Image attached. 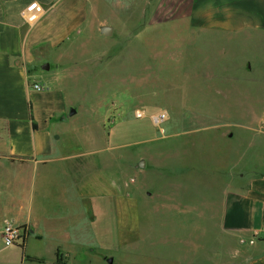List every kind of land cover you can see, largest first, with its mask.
I'll use <instances>...</instances> for the list:
<instances>
[{
    "label": "crops",
    "instance_id": "crops-1",
    "mask_svg": "<svg viewBox=\"0 0 264 264\" xmlns=\"http://www.w3.org/2000/svg\"><path fill=\"white\" fill-rule=\"evenodd\" d=\"M159 1L151 21L163 6L158 23L184 28L178 44L190 37L216 41L224 61L197 68L216 95L204 116L221 120L217 135L240 139L216 163L226 164L229 175H215L224 184L206 210L194 173L180 179L186 185L179 194L163 195V211L185 203L192 209L191 221L178 222L175 235L163 233V264H264V0ZM33 4L38 17L28 22L22 12ZM124 6L115 0H0V264L160 258L147 254L144 260L138 249L139 206L152 195L132 175L143 160L135 149L146 150L128 139L130 129L104 104L96 82L101 61L122 50L112 51L117 38L128 36L121 47L134 38L119 30V22L133 19L123 17ZM110 12L111 20L102 18ZM105 26L112 35L101 31ZM94 31L96 46L75 44ZM35 82L48 87L35 89ZM115 215L114 241L108 220ZM8 223L27 230L20 245L4 243Z\"/></svg>",
    "mask_w": 264,
    "mask_h": 264
},
{
    "label": "rangeland",
    "instance_id": "rangeland-1",
    "mask_svg": "<svg viewBox=\"0 0 264 264\" xmlns=\"http://www.w3.org/2000/svg\"><path fill=\"white\" fill-rule=\"evenodd\" d=\"M115 1H124L125 6L121 9L123 17L127 19L128 14L133 17L130 21L119 22V30H128L134 38L123 47L121 46L128 41V36L121 34L117 38L120 43L112 51L122 50L118 57L101 61L96 72L99 74L96 82L104 94V104L109 105L114 110L113 115L121 118V124L130 129L128 139L136 140L135 146L146 150L142 152L135 149L136 152H141L140 159H144L146 165L137 167V173L132 175L134 182L138 186L142 185V189L152 195L149 203L146 202L147 205L139 206L141 240L138 242V249L144 260L148 259L144 256L147 254L160 255V258H152V263L145 264H163V233L172 232L175 235L178 222L187 223L192 215V209H187L190 204L186 203L182 209L174 205L163 211V195L179 194L182 186L186 185V181L180 179L194 173L200 176L197 183L200 207L206 210L208 200L224 184L223 181H214L215 175H229L226 164L216 163L231 145L237 146L240 139L236 135L231 139L217 135L214 126L221 120L204 116L208 112L203 109L206 111L210 108L211 100L216 95L213 96L209 81L204 82V76H199L197 68L203 63L224 61L223 55L216 50V41L215 45L203 37H190L178 44L177 36L184 35V28H177L176 23L170 26L158 23L160 18L163 20V6L162 13L159 10L156 14L152 12L151 21L150 10L154 11L159 0ZM172 12H175L174 9ZM101 16L103 19H112L111 12L101 13ZM75 44L78 47L96 46L95 31L91 39ZM112 51H108L109 55H112ZM209 56L210 60L206 62ZM136 107L139 108L138 116L135 115ZM162 111L166 116L157 125L154 116ZM222 131H226L225 128ZM149 136L152 139L147 141ZM113 141L117 142L115 138ZM208 177H211L210 181ZM189 190L190 187L186 186L182 192L186 195ZM184 209L188 213H184ZM135 211L137 212L134 209L132 214ZM111 223L113 229L109 233L115 241L116 215L112 221L111 218L108 220V224ZM181 230L186 231L183 227ZM139 234L140 232L137 236ZM99 248L97 254L100 256L104 247L100 245ZM101 263L103 264L101 260H96V264Z\"/></svg>",
    "mask_w": 264,
    "mask_h": 264
},
{
    "label": "built area",
    "instance_id": "built-area-1",
    "mask_svg": "<svg viewBox=\"0 0 264 264\" xmlns=\"http://www.w3.org/2000/svg\"><path fill=\"white\" fill-rule=\"evenodd\" d=\"M23 16L28 22H33L38 17V12L36 11V5H30L22 12ZM35 89H45L48 86L43 83L35 82L33 84ZM164 115V116H163ZM166 116L165 112H159L154 116L155 121L158 119L159 123L163 121V118ZM27 234V230L22 226H17L12 223H8L2 229V239L6 245L15 246L20 245L24 241V237Z\"/></svg>",
    "mask_w": 264,
    "mask_h": 264
},
{
    "label": "water",
    "instance_id": "water-1",
    "mask_svg": "<svg viewBox=\"0 0 264 264\" xmlns=\"http://www.w3.org/2000/svg\"><path fill=\"white\" fill-rule=\"evenodd\" d=\"M101 31L104 33V34H107V35H112L113 33V29L111 26H105L101 29ZM47 67H49V65H47ZM146 165V161L143 159L141 160V162L139 163V166L141 167H144Z\"/></svg>",
    "mask_w": 264,
    "mask_h": 264
},
{
    "label": "bare ground",
    "instance_id": "bare-ground-1",
    "mask_svg": "<svg viewBox=\"0 0 264 264\" xmlns=\"http://www.w3.org/2000/svg\"><path fill=\"white\" fill-rule=\"evenodd\" d=\"M163 116H164V115H163ZM155 123L158 125V124H159V120L157 119ZM163 132H164V130H163Z\"/></svg>",
    "mask_w": 264,
    "mask_h": 264
}]
</instances>
